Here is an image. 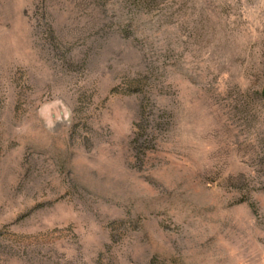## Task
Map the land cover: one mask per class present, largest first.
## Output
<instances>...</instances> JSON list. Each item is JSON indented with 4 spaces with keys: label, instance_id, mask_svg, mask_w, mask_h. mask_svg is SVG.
I'll use <instances>...</instances> for the list:
<instances>
[{
    "label": "rangeland",
    "instance_id": "obj_1",
    "mask_svg": "<svg viewBox=\"0 0 264 264\" xmlns=\"http://www.w3.org/2000/svg\"><path fill=\"white\" fill-rule=\"evenodd\" d=\"M0 264H264V0H0Z\"/></svg>",
    "mask_w": 264,
    "mask_h": 264
}]
</instances>
